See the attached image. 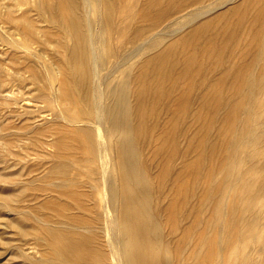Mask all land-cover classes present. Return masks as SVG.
Returning a JSON list of instances; mask_svg holds the SVG:
<instances>
[{
    "label": "rangeland",
    "instance_id": "rangeland-1",
    "mask_svg": "<svg viewBox=\"0 0 264 264\" xmlns=\"http://www.w3.org/2000/svg\"><path fill=\"white\" fill-rule=\"evenodd\" d=\"M94 1L107 52H136L110 78L108 89L118 94L110 116L117 119L120 138L133 146L137 181L144 184L139 192L124 190L125 180L120 182L123 216L113 230L127 247L123 261L264 264V3ZM12 2L0 0V11ZM26 9H15L13 16ZM28 20L48 41H59L56 25L35 11ZM3 29L7 34L1 23L0 33ZM62 54L63 48L59 58ZM4 66L0 264H98L96 249L108 253L104 230L88 253L69 248L97 228L101 199L98 162L87 159L83 144L85 125L67 126L55 115V102L27 92L30 85H11ZM250 77L257 88H250ZM78 89L75 82L67 88ZM79 110V103H69L65 114ZM60 136L66 145L58 144ZM125 145L119 149L121 165L131 153ZM140 245H147L144 261L138 258Z\"/></svg>",
    "mask_w": 264,
    "mask_h": 264
},
{
    "label": "bare ground",
    "instance_id": "bare-ground-1",
    "mask_svg": "<svg viewBox=\"0 0 264 264\" xmlns=\"http://www.w3.org/2000/svg\"><path fill=\"white\" fill-rule=\"evenodd\" d=\"M28 2V0H13L12 3H3L1 7L0 27L1 23L6 24L8 33L6 34L5 28L4 32L0 33V45L5 46L0 60V69L3 64L10 65V67L4 66V71H6L8 82L13 83L11 85H16L17 88L25 86L28 88L30 85L32 88L27 89V92L33 91L36 97L44 95V98L55 102L57 104L55 115H59L67 126L73 129L77 123L85 125L83 144L87 148V159L90 162H98L96 172L102 184L101 199L95 216L97 228L93 229L90 236L80 238L83 244H76L69 248L74 252L82 248L79 252L88 253L86 248L90 243L97 244L99 235L100 233L104 235L102 232L104 230L108 253L105 249H96L95 258L98 264H105L108 258L110 264H131L129 259L123 261L127 247L125 241L126 248L121 247L122 245L117 241L119 237L113 230L114 227L117 228L119 217L123 216L122 210L119 209L120 182L125 180L124 190L134 187L139 192L144 184L137 181L140 173L136 167L134 148L129 141L120 138L117 119L110 116V104L117 101L118 94L116 89L114 91L108 89L114 81V78H110L118 69L128 64L136 56V52L120 54L118 51L113 55L107 52L106 39L96 25L97 9L94 0ZM23 5H28V9L22 10L16 17L13 16L15 9ZM30 11H35L43 22L59 28L61 37L58 42L48 41L40 34L42 29H35L33 21H25ZM60 48H63L64 56L62 54L59 58ZM191 62V57H187L185 67H189ZM73 82L79 86L75 92L67 90ZM249 85L253 89L257 88L259 83L250 77ZM213 96H217L216 92ZM244 99L240 100L241 104ZM77 102L80 104L77 114L66 116L65 110L68 104L77 106ZM89 124H93L91 129L86 127L90 126ZM234 124L233 121L232 126ZM57 139L59 145H66L62 136ZM127 142L129 144H126ZM121 144H126L125 146L131 150L130 156L123 165L119 161ZM121 168L124 169V174ZM88 221L91 223L90 219ZM101 225L104 228H101ZM128 230L129 227L126 226L125 233ZM50 234H57V232L52 230ZM60 234L65 237L66 232L61 230ZM65 245H67L66 242L61 244L60 249ZM146 247L147 245L139 246L138 258L141 261H144ZM164 264L169 263L166 261Z\"/></svg>",
    "mask_w": 264,
    "mask_h": 264
}]
</instances>
